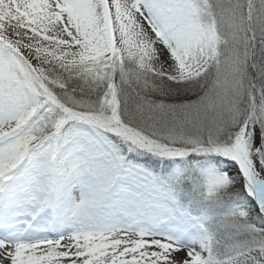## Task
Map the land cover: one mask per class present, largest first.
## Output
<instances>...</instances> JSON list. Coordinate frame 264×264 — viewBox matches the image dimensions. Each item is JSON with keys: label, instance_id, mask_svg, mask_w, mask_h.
<instances>
[{"label": "snow or ice", "instance_id": "obj_1", "mask_svg": "<svg viewBox=\"0 0 264 264\" xmlns=\"http://www.w3.org/2000/svg\"><path fill=\"white\" fill-rule=\"evenodd\" d=\"M0 264H264V0H0Z\"/></svg>", "mask_w": 264, "mask_h": 264}, {"label": "bare ground", "instance_id": "obj_2", "mask_svg": "<svg viewBox=\"0 0 264 264\" xmlns=\"http://www.w3.org/2000/svg\"><path fill=\"white\" fill-rule=\"evenodd\" d=\"M181 255H182V253H181Z\"/></svg>", "mask_w": 264, "mask_h": 264}]
</instances>
